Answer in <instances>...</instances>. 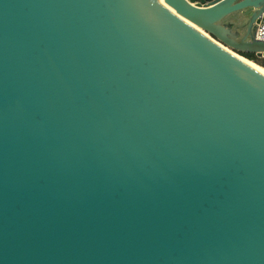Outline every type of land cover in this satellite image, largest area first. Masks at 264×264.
I'll use <instances>...</instances> for the list:
<instances>
[{"label":"water","instance_id":"1","mask_svg":"<svg viewBox=\"0 0 264 264\" xmlns=\"http://www.w3.org/2000/svg\"><path fill=\"white\" fill-rule=\"evenodd\" d=\"M163 1L0 0V264H264V0Z\"/></svg>","mask_w":264,"mask_h":264},{"label":"bare ground","instance_id":"2","mask_svg":"<svg viewBox=\"0 0 264 264\" xmlns=\"http://www.w3.org/2000/svg\"><path fill=\"white\" fill-rule=\"evenodd\" d=\"M163 3H165L163 0H161ZM175 15H177L178 17H180L182 20H184L185 22L189 23L186 19H184L182 16H180L179 14L175 13L174 11H172ZM227 52H229L230 54H232L234 57H236L237 59H239L240 61H242L243 63L247 64L248 66H250L251 68H253L254 70H256L257 72H259L260 74L264 75V69L253 64L252 62L244 59L243 57H240L232 52H230L229 50L225 49Z\"/></svg>","mask_w":264,"mask_h":264},{"label":"built area","instance_id":"3","mask_svg":"<svg viewBox=\"0 0 264 264\" xmlns=\"http://www.w3.org/2000/svg\"><path fill=\"white\" fill-rule=\"evenodd\" d=\"M254 35L257 40L264 41V12H262L259 16Z\"/></svg>","mask_w":264,"mask_h":264},{"label":"trees","instance_id":"4","mask_svg":"<svg viewBox=\"0 0 264 264\" xmlns=\"http://www.w3.org/2000/svg\"><path fill=\"white\" fill-rule=\"evenodd\" d=\"M246 59L251 60L257 64H259L261 67L264 68V59H256L254 55L251 54H244L243 55Z\"/></svg>","mask_w":264,"mask_h":264},{"label":"rangeland","instance_id":"5","mask_svg":"<svg viewBox=\"0 0 264 264\" xmlns=\"http://www.w3.org/2000/svg\"><path fill=\"white\" fill-rule=\"evenodd\" d=\"M234 54H236V55H238V56H240V57H243L244 59H246L243 55L244 54H239V53H236V52H233ZM255 57V56H254ZM256 58V57H255ZM256 59H258V58H256ZM261 59V58H260ZM263 59V58H262ZM246 60H248V59H246ZM248 61H250V62H252L253 64H255V65H257V66H259V67H261L259 64H257V63H255V62H253V61H251V60H248ZM261 68H263V67H261ZM264 69V68H263Z\"/></svg>","mask_w":264,"mask_h":264}]
</instances>
